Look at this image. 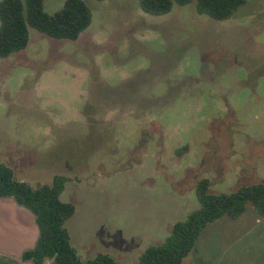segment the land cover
Here are the masks:
<instances>
[{
  "label": "rangeland",
  "instance_id": "rangeland-1",
  "mask_svg": "<svg viewBox=\"0 0 264 264\" xmlns=\"http://www.w3.org/2000/svg\"><path fill=\"white\" fill-rule=\"evenodd\" d=\"M83 1L93 20L77 40L31 28L0 58V166L34 188L69 178L81 260L140 264L199 209L200 180L216 194L264 181V0L223 22L195 2L154 16ZM183 264H264V219L249 204L209 224Z\"/></svg>",
  "mask_w": 264,
  "mask_h": 264
},
{
  "label": "trees",
  "instance_id": "trees-1",
  "mask_svg": "<svg viewBox=\"0 0 264 264\" xmlns=\"http://www.w3.org/2000/svg\"><path fill=\"white\" fill-rule=\"evenodd\" d=\"M104 1V0H97ZM142 10L154 16L170 14L175 6L196 3L200 15L216 21H227L246 0H139ZM92 12L83 0H67L54 15L45 12L44 0L0 1V58H8L25 50L30 41V29L58 40H77L92 24ZM69 178L55 176L50 184L34 188L14 178L13 171L0 166V199H12L35 217L39 237L34 248L26 250L20 259L9 258L12 264H118L107 254L94 260L82 261L71 244L66 223L76 211L73 204L62 202L61 194ZM200 204L187 220L176 223L163 245L152 246L140 258V264H183L195 249L202 232L209 224L224 216L240 218L248 205L264 219V181L241 188L230 194L210 191V182L196 185Z\"/></svg>",
  "mask_w": 264,
  "mask_h": 264
},
{
  "label": "crops",
  "instance_id": "crops-1",
  "mask_svg": "<svg viewBox=\"0 0 264 264\" xmlns=\"http://www.w3.org/2000/svg\"><path fill=\"white\" fill-rule=\"evenodd\" d=\"M68 232L71 244L77 252V248L73 244V236L69 230ZM38 237L39 231L33 214L25 208L19 207L12 199H0V252L18 260L26 250L35 247Z\"/></svg>",
  "mask_w": 264,
  "mask_h": 264
},
{
  "label": "water",
  "instance_id": "water-1",
  "mask_svg": "<svg viewBox=\"0 0 264 264\" xmlns=\"http://www.w3.org/2000/svg\"><path fill=\"white\" fill-rule=\"evenodd\" d=\"M9 258L10 257L8 255L0 252V264H1V261H3V260H9ZM21 264H24V263H21ZM25 264H27V263H25ZM47 264H50V263H47Z\"/></svg>",
  "mask_w": 264,
  "mask_h": 264
},
{
  "label": "flooded vegetation",
  "instance_id": "flooded-vegetation-1",
  "mask_svg": "<svg viewBox=\"0 0 264 264\" xmlns=\"http://www.w3.org/2000/svg\"><path fill=\"white\" fill-rule=\"evenodd\" d=\"M1 264H12V263L8 260H3V261H1Z\"/></svg>",
  "mask_w": 264,
  "mask_h": 264
}]
</instances>
